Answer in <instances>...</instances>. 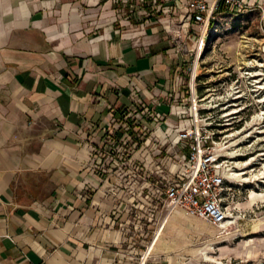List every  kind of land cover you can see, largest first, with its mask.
<instances>
[{
  "label": "crops",
  "instance_id": "obj_1",
  "mask_svg": "<svg viewBox=\"0 0 264 264\" xmlns=\"http://www.w3.org/2000/svg\"><path fill=\"white\" fill-rule=\"evenodd\" d=\"M183 7L0 0V264H133L145 179L188 121ZM129 128L123 164L107 143Z\"/></svg>",
  "mask_w": 264,
  "mask_h": 264
},
{
  "label": "rangeland",
  "instance_id": "obj_2",
  "mask_svg": "<svg viewBox=\"0 0 264 264\" xmlns=\"http://www.w3.org/2000/svg\"><path fill=\"white\" fill-rule=\"evenodd\" d=\"M199 30L195 27L187 42L182 80L185 95L192 93V98L186 107L196 106L199 125L216 133L209 144L224 175L250 158L248 170H254L244 176L247 181L227 176L234 195L229 218L233 222L226 228L217 229L180 210L167 214L157 206L158 213L149 216L151 238L136 246L133 264H264V199L246 205L251 191L264 193V0H245L242 10L220 8L208 29ZM189 122L184 127L189 128Z\"/></svg>",
  "mask_w": 264,
  "mask_h": 264
},
{
  "label": "built area",
  "instance_id": "obj_3",
  "mask_svg": "<svg viewBox=\"0 0 264 264\" xmlns=\"http://www.w3.org/2000/svg\"><path fill=\"white\" fill-rule=\"evenodd\" d=\"M183 4V23L196 24L199 31L204 33L210 26V20L220 8L242 10L245 0H180ZM203 38L200 40V44ZM192 98V93L191 96ZM190 97L187 99L190 100ZM142 110L145 109L141 105ZM178 115L189 117V128L177 127L175 140L171 149L166 150L164 156L167 165L156 164L147 176L146 198L152 206V211L159 205L166 213L180 210L188 216L202 219L214 227H220L230 221V200L233 198L232 184L220 168L219 156L213 151L209 143L213 142L216 135L213 128L199 125V109L186 107ZM150 116L156 121L159 117ZM126 131L128 126L125 123ZM145 132V131H144ZM130 138L128 134H116L109 137L108 146L113 148L109 155L112 160H120L123 164L133 160V148L127 146ZM170 144V143H169ZM176 147V148H175ZM161 164V165H160ZM139 168L135 165L134 171Z\"/></svg>",
  "mask_w": 264,
  "mask_h": 264
},
{
  "label": "bare ground",
  "instance_id": "obj_4",
  "mask_svg": "<svg viewBox=\"0 0 264 264\" xmlns=\"http://www.w3.org/2000/svg\"><path fill=\"white\" fill-rule=\"evenodd\" d=\"M203 45V42L200 44V46L198 45V53H197V57H196V61H195V66H194V72L196 71V69L198 68V58L200 56L201 53V47ZM193 100L195 102L196 100V95H195V91L193 88ZM196 107V106H195ZM188 121H186L187 124ZM227 146L221 147L219 148V150H223L226 149ZM262 155H264V153H262ZM252 159L250 158V160H246L245 162L242 163H237L234 168L235 170H231V169H227L225 172V175L228 176L229 178L232 179H237V180H242V181H247V178L244 177L248 172H253L254 169H250L248 170L249 166L252 164ZM261 175L264 174V170L263 172L260 173ZM260 174H252V177H257ZM263 177V176H262ZM257 199H264V193L262 192H255V191H251L249 193V197L248 200L246 202V205H252L255 200ZM233 221H228L226 223H223L222 225H220V227H218L217 229H223L226 228L228 225H230ZM158 232H160V228L158 230ZM209 249V248H208ZM204 256L206 257V260H208L210 257L208 256V251L204 250L203 251Z\"/></svg>",
  "mask_w": 264,
  "mask_h": 264
}]
</instances>
